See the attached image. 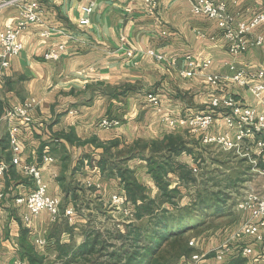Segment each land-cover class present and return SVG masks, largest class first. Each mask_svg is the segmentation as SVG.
Listing matches in <instances>:
<instances>
[{"label": "crops", "instance_id": "0c3cea01", "mask_svg": "<svg viewBox=\"0 0 264 264\" xmlns=\"http://www.w3.org/2000/svg\"><path fill=\"white\" fill-rule=\"evenodd\" d=\"M21 1L0 9V32L8 23L21 20ZM226 1L233 11L246 8L252 12L264 10V0ZM233 1L237 2L236 6L232 5ZM89 3L94 7L91 23L83 26L79 24L80 7ZM157 7L156 14L150 16L141 0H41L39 23L31 24L20 32L22 52L11 59L7 68L0 66V163L5 165L0 174V190L4 193L0 207V264H12L19 259L27 261L22 248L24 233L39 254L53 260L55 238L50 237L51 234H58L61 243L73 241L80 244L88 227L77 214L69 223L73 226L71 231L61 232L59 223H53L46 211L31 217L29 223L23 221L27 210L17 206L14 199L28 194L33 183L11 163L12 152L8 143L11 123L4 119L11 107L25 101L32 104L31 123L23 126L19 135L21 161L39 164L42 180L52 197H63L57 180L61 175L81 184L92 182L96 189L89 195L86 193L89 202L86 207H89L88 215L93 220L98 213L107 214L102 207L109 202L112 193L121 189L120 181L103 177L97 169L74 171L83 155L99 154L101 150L92 144L79 146L61 140L55 151L52 148L56 147L61 133L73 131L82 140L96 137L103 142L158 139L165 134L185 130L182 127L168 129L162 122L163 117L203 109L207 104L209 106L204 112L213 110L216 113L212 133H234V129H229L221 117L219 109L210 106L213 97L231 95L244 105L260 109V101L247 88L238 87L224 78L237 70L255 71L263 67L262 49L253 48L238 55L229 53L215 22L193 14L189 0H157ZM244 17L249 15L244 14ZM46 29L53 30L49 38L41 37ZM256 33L264 34V25ZM59 43L66 45L60 59L44 60L42 53ZM149 49L163 59L148 55L146 51ZM127 50L133 51V57L125 55ZM187 58L197 64L210 60V64L199 74L186 79L180 73L188 69ZM172 60H175L173 64ZM208 75H218L222 81L217 85L211 84L207 81ZM129 87L131 90L125 91ZM150 91L159 98V111L144 96ZM114 93L119 96H113ZM106 117L119 118L123 123L113 129H103L98 124ZM233 154L252 164V171L256 172L257 156L252 139L245 140ZM46 155L54 160L44 162ZM63 155L67 160H61ZM182 156L179 160L191 165L187 158L182 160ZM134 162L135 159L128 162L132 169H135ZM141 171L144 173L140 176L135 169L137 179L147 187L148 194L149 191L155 193L156 187L146 167ZM114 213L121 216L118 221L123 220L121 212ZM105 226L101 225L102 228ZM37 237L48 241L43 250L34 244ZM224 241L220 238L216 244L201 246L200 253L205 258L199 264H228L230 259L221 263L214 258V251ZM236 242L238 244L233 249L249 248L246 264H264V239L256 243L252 237L245 236ZM177 264H185L184 259Z\"/></svg>", "mask_w": 264, "mask_h": 264}, {"label": "trees", "instance_id": "16d2710c", "mask_svg": "<svg viewBox=\"0 0 264 264\" xmlns=\"http://www.w3.org/2000/svg\"><path fill=\"white\" fill-rule=\"evenodd\" d=\"M129 90L130 87L125 88V91ZM113 96L118 97L119 94L114 93ZM187 135L184 132L168 133L162 138H137L132 142L120 139L103 142L96 137L82 140L73 131L58 135L57 145L52 148L55 151L61 140L79 146L92 144L101 150L99 154L83 155L74 171L82 168L97 169L105 178L119 179V192L129 204L132 217L123 218L117 224L111 223L103 228L89 224L84 231V241L80 244L73 241L61 243L57 238L58 234H51L50 237L55 238L53 260L39 254L27 241L24 233L22 248L28 263L176 264L179 260L190 257L195 249L189 245L187 232L203 226L209 218L230 214L228 202L233 200L232 189L238 191L240 180L224 173L220 177H211L205 173L201 176L205 177L204 181L197 184L195 173L199 171V165L196 167L197 171H194L189 164L179 160L183 154L197 160L195 152L200 145L199 140L190 139ZM133 159L145 162L146 172L157 190L155 196L148 194L147 187L137 179L135 169L129 167L128 162ZM61 160H67L65 155L61 156ZM57 180L63 192L61 210L64 211L71 204L75 212L81 213L78 203L83 202L82 195L86 193L83 186L72 179L69 181L65 175ZM174 180L178 184L173 186ZM209 181L214 184L209 185ZM191 184L195 185L194 198L190 203L182 205L179 186L187 187L192 186ZM95 208L99 207L96 205ZM192 219L194 221L188 224ZM55 223H59L61 232H68L73 228L64 217ZM246 263V257L235 255L228 264Z\"/></svg>", "mask_w": 264, "mask_h": 264}, {"label": "built area", "instance_id": "2783aa9c", "mask_svg": "<svg viewBox=\"0 0 264 264\" xmlns=\"http://www.w3.org/2000/svg\"><path fill=\"white\" fill-rule=\"evenodd\" d=\"M147 15L153 16L157 12V0H141ZM191 11L195 15L207 17L215 22L219 33L227 43V50L233 55L244 54L253 48H260L264 51V34H257L256 31L264 25V10L251 11L246 8L244 11H233L226 0H189ZM21 20L17 23H8L0 32V66L7 68L11 59L18 56L23 50V43L19 35L20 32L31 24L39 23L42 12L41 0H22ZM19 0H0V9L9 5L18 4ZM233 6L237 5L233 1ZM82 15L79 24L87 26L91 23V16L94 11L92 3L84 4L81 7ZM244 14L249 15L248 18ZM53 34L52 29H46L41 33V37L49 38ZM124 41V39H122ZM66 45L59 43L55 47H50L42 53V58L46 61H58ZM146 53L157 60H162L163 56L156 54L149 49ZM125 55L133 57L132 50H127ZM188 59V69L181 71V76L190 79L202 72L209 64L207 60L201 64ZM175 60H172V64ZM224 80H230L238 87L247 88L250 93L260 101V109L244 105L231 95L213 97L210 106L219 109L222 118L229 129L234 133H212L215 127V112L208 113H184L182 115H167L162 122L168 129L174 130L178 127L187 129L204 146H217L225 152H233L239 149L244 141H253L256 149L257 159L255 170L258 174L264 175V66L255 70H237ZM207 81L217 85L222 81L218 75H208ZM147 100L157 110H160V101L156 95H149ZM32 104L25 101L22 104L11 107L4 115V119L9 123L8 137L12 152V164L28 177L32 183L31 191L23 196L15 197L14 203L17 206L26 208L27 214L22 219L29 223L31 217L46 211L50 215L52 222H59L62 217L72 222L76 217L72 206L66 207L64 214H61V199L48 195L47 187L41 176V168L38 163H25L21 161L20 131L24 126L31 123L30 108ZM121 125V119L106 117L99 122V127L103 129H113ZM53 157L44 156V162L53 161ZM197 171L196 167H193ZM5 165L0 163V174L3 173ZM90 184V183H89ZM4 202V193L0 190V207ZM109 207L113 211L121 212L125 218H131V208L126 199L119 191L112 193L109 198ZM238 210L246 214L240 229L235 237H252L254 242L261 243L264 239V194H259L253 190L247 191L237 203ZM119 227V226H118ZM35 246L43 250L48 245L44 238L37 237L34 240ZM231 244H222L214 251V258L219 262H226L235 255L247 257L249 248L242 246L237 249ZM205 258L201 253L192 254L189 258H184L186 264H199ZM12 264H29L26 260L19 259Z\"/></svg>", "mask_w": 264, "mask_h": 264}, {"label": "rangeland", "instance_id": "374dc122", "mask_svg": "<svg viewBox=\"0 0 264 264\" xmlns=\"http://www.w3.org/2000/svg\"><path fill=\"white\" fill-rule=\"evenodd\" d=\"M149 95H153L152 91L145 92L144 94L145 97H148ZM207 106L209 105L208 104L205 105L204 106L205 108L203 107V109H198V110L193 109L192 112H187V113H203L204 111L207 110L206 109ZM220 115L222 117L221 113ZM183 132L188 134L187 135L188 138L196 140L195 136L192 135V133L188 131L187 129H185ZM199 144L200 145L198 146L197 151L195 152L196 153L195 155L197 158L196 161L193 160L192 156H188V155H186V157L185 155L182 156V160H184V158H187V160L191 162V165H190L191 167H197L199 165L198 166L199 171L195 173V176L197 178V184L202 183L204 181L205 177L204 176L201 177V176L204 175L205 173H207L211 177H214V175L216 177H220V174L224 173V174L230 175V177H232L233 179L238 178L240 181H239L238 191H234L232 189L231 194H232L233 200L228 202V207L229 209H231L230 214L221 216V217L209 218L203 226L187 232V235L189 236V245L191 247H194L195 249L193 254L200 253L201 246H204L207 244H214V243L216 244L217 240H219L220 238H222V240L224 239L226 240L222 242V244L224 243L231 244V246L233 245V247L236 244H238L236 240L238 241L239 238L235 237V234L240 229L242 221L245 219V216H246L245 213L238 210L237 208L238 201L249 190H253L259 194H264V175H260V174H257L255 171H252L253 170V167H251L252 164H250L249 162L247 163L242 162L243 161L242 158L234 155L233 152H230V153L225 152L215 145L204 147L203 145H201L200 142ZM200 155L202 156L200 157ZM139 161H140L139 159H135L134 167L138 171L137 175H140V174L143 175L144 172L141 170L142 168L145 167V164H144L145 162H139ZM75 182L77 183V181ZM177 184H178L177 181L174 180L173 186ZM208 184L213 185L214 182L209 181ZM80 185L83 186V188L85 189L88 195L90 194V192L95 191L96 189L95 185L92 182L90 184L80 183ZM113 188L116 189V187H113ZM179 189L182 192V198L180 200L181 201L180 203L182 205L190 203L192 199L194 198L195 185L187 186V187L179 186ZM86 193L82 195L84 196V199L82 198L83 202L78 203L79 207H81V213L75 212L76 215L77 214L80 215L79 217L83 219L84 223L87 222V225L93 224L92 226L95 225L97 227H101L102 224L110 226L111 223L117 224L118 222H120L118 220H121V216L118 213H114V211L110 209L108 202H105V205L102 207L103 210L107 212V214L98 213L95 216L94 220L91 219L90 216L88 215V211H87L88 208L86 207V204L89 203L86 200V198H88V196H86ZM156 193H157V190L155 193L149 191L150 196H155ZM94 206L95 205H93L92 207ZM61 214H64V211L61 210ZM191 221H194V219L188 221L187 223L190 224L192 223Z\"/></svg>", "mask_w": 264, "mask_h": 264}]
</instances>
